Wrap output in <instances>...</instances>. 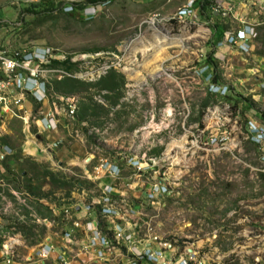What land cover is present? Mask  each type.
Instances as JSON below:
<instances>
[{
	"label": "rangeland",
	"instance_id": "obj_1",
	"mask_svg": "<svg viewBox=\"0 0 264 264\" xmlns=\"http://www.w3.org/2000/svg\"><path fill=\"white\" fill-rule=\"evenodd\" d=\"M39 1L0 0V44L64 53L69 65L60 80L72 77L91 86L62 94L51 76V88L74 97L79 116L89 106L95 126L75 116L49 132L39 122L0 120V150L7 152L0 157V243L19 234L17 254L28 256L31 246L58 228L50 224L53 203L90 201L86 190L97 184L82 178L86 170L115 153L124 158L144 152L158 163L138 175L123 169L116 186L124 195L126 227L137 223L139 241L161 250L159 260L147 264H264V144L248 130L259 121L255 110L264 111V81L255 79L257 73L264 78V70H254L253 60L233 48L222 52L226 58L218 59L217 74L219 84L229 87L225 97L209 92L200 73L212 31L219 25L237 29V19L211 12L207 23L171 19L188 0H112L75 15L66 14L69 3L82 0H51L56 9L50 17L20 14ZM244 2L250 6L252 0ZM249 9L264 20V5ZM108 71L124 78L114 104L116 92L99 91ZM39 105L26 103L34 111ZM50 171L59 175L54 182ZM64 174L86 183L67 185ZM153 184L166 191L149 200ZM125 256L110 264H123Z\"/></svg>",
	"mask_w": 264,
	"mask_h": 264
},
{
	"label": "built area",
	"instance_id": "obj_2",
	"mask_svg": "<svg viewBox=\"0 0 264 264\" xmlns=\"http://www.w3.org/2000/svg\"><path fill=\"white\" fill-rule=\"evenodd\" d=\"M197 0H188L187 5L178 9L171 19L177 22H187L188 25L196 24L201 17L194 13V3ZM231 8L219 3L213 6L207 5V11L213 14L221 13L225 16ZM204 19L209 15L202 14ZM257 37L253 24H244L237 29H226L220 35L215 48L227 46L238 53L250 54L251 44ZM214 57V56H213ZM205 58L203 55L202 62ZM215 58V57H214ZM66 55L49 46H32L29 49H9L0 44V120L4 116L18 118L28 126L30 121L40 123L46 129L57 127L60 121L76 116L77 101L74 97L57 94L50 85L49 78L57 77L60 80L67 75L63 64ZM56 62V64H54ZM200 73L205 75L208 83V91L224 97L229 93V87L225 84L218 85L211 82L212 72L203 62ZM208 69V70H207ZM34 100L39 105L35 111L27 107L26 103ZM47 108H43L44 106ZM35 113V114H34ZM259 121L250 123L248 130L250 136L257 144H264V123ZM216 143V139H214ZM205 140V146L209 145ZM2 150V149H1ZM0 150V157L6 154V150ZM155 157L148 158L143 152L135 155H123L115 153V156L103 157L100 162L92 166L91 172L85 171L82 178L96 183L91 190L90 201L80 197L76 202H59L52 204V226H56L52 237H43L42 242L31 246V253L21 258L17 254V248L22 240L19 234H13L0 243V264H27L52 261L54 264H110L115 257L125 256L123 264H147L159 260L161 250L153 249V246L141 243L136 236L137 223L126 227L122 217L126 213L123 205L124 195L116 186L117 181L122 180V171L131 169L135 175L145 173L158 163ZM91 160L87 163L89 164ZM105 177L103 179H100ZM109 182H103L104 180ZM124 183V182H123ZM126 185H128L126 183ZM91 188V187H90ZM166 188L160 184H153L146 193L149 200L155 199ZM122 196V197H121ZM18 204L21 203L19 202ZM31 210V206H27ZM46 220V219H43ZM23 221V220H22ZM49 224V223H48ZM4 237V235H3ZM165 245V244H164Z\"/></svg>",
	"mask_w": 264,
	"mask_h": 264
},
{
	"label": "trees",
	"instance_id": "obj_3",
	"mask_svg": "<svg viewBox=\"0 0 264 264\" xmlns=\"http://www.w3.org/2000/svg\"><path fill=\"white\" fill-rule=\"evenodd\" d=\"M112 0H82L79 2H71L69 3V13L66 14H73L75 15L77 11L79 10H85V9H90L94 8L98 5H103V4H108ZM207 0H197L194 3V11H197V14L202 15L205 14L207 11ZM56 9L53 1L51 0H40L37 3H29L26 7H23L20 14L21 15H31L33 18H42V17H50V14ZM66 10V9H65ZM61 11V10H60ZM222 33V32H220ZM218 34L216 38L210 42L208 49L205 53V58L203 62L210 68L212 72V78L211 82L214 84H218V61L213 57L214 53V47L216 41L219 39L221 34ZM68 59L65 60L63 66L68 69ZM56 64V62H54ZM69 65V64H68ZM100 82V83H99ZM98 83L101 85L99 91H105V92H116L114 93L113 98V104L119 100V97L122 95L121 87L124 83V78L123 75L120 73H116L114 71H108L105 75L101 76ZM96 85V84H95ZM91 86L90 83L82 82L79 79L72 78V77H65L62 80H59L55 83L54 89L55 91L62 93V94H72V93H77V92H83L87 91V89ZM225 97V96H224ZM38 105V104H37ZM88 107H84L81 111V113H84L83 115L80 114L78 115V111L76 113V116L80 120H85L86 122H89L91 126H95L94 122L92 121L91 116L92 114L88 113ZM256 116L264 123V111L262 110H255ZM87 114V118H86ZM79 121V120H78ZM32 164L37 165L36 162L32 161ZM51 175L50 178L53 179V182L56 180L57 177H59L58 173L54 172H49ZM63 180L67 183V185H78L79 182L81 184L86 183L85 181H78L77 179H74L71 176L68 175H62L61 176Z\"/></svg>",
	"mask_w": 264,
	"mask_h": 264
},
{
	"label": "crops",
	"instance_id": "obj_4",
	"mask_svg": "<svg viewBox=\"0 0 264 264\" xmlns=\"http://www.w3.org/2000/svg\"><path fill=\"white\" fill-rule=\"evenodd\" d=\"M219 1L222 2V5L224 7L231 8V10L234 7L233 13H231V15L234 19H237L236 21L238 22L239 27H240V25H241V27H243L244 24H253V26L256 30V33H257V37H256L255 41L251 44V48H250L251 51L249 54V59L253 60L254 70L257 71L258 68L260 70H264V51L261 50V52H260V49H259L260 45H259V41H258L259 40L258 34H260L264 28V20L262 18L261 19L258 18V15L255 11H253L252 14L247 13L251 10V9H249V7H253V8H254V6L262 7L264 5V0H252V3H250V6H248L249 3L244 2V0H219ZM240 1H242V3ZM254 1L256 2L255 5H254ZM194 13L197 17H201V20L204 19V16L197 14V11H194ZM204 20H205L204 22L207 23L209 18H208V20H207V18ZM226 29H228V28L225 25L224 26H221V25L217 26L216 30H214V32L212 31V33L214 35V39L216 38V36H218V34L220 32H222L220 34H223V32ZM216 43H217V41H216ZM229 48L230 47H227V46H219L216 48L214 47L213 56L217 55V58L214 56L217 61L223 60V58H226V55H225L226 53H222V52H224L225 50L228 51ZM232 52L238 53L236 50H233ZM255 79L264 81V78L262 76H259L258 73L255 75ZM218 85L220 86L221 84L218 83ZM43 108L46 109L47 106L45 105ZM59 123H62V121H60ZM58 126L59 125H57V127ZM57 127H55V129ZM52 131H54V128L52 130H49V132H52ZM54 144H57V142Z\"/></svg>",
	"mask_w": 264,
	"mask_h": 264
}]
</instances>
